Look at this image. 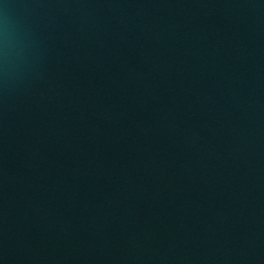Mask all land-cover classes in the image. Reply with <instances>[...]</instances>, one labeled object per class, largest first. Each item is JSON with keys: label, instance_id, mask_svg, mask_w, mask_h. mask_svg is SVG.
Instances as JSON below:
<instances>
[{"label": "water", "instance_id": "water-1", "mask_svg": "<svg viewBox=\"0 0 264 264\" xmlns=\"http://www.w3.org/2000/svg\"><path fill=\"white\" fill-rule=\"evenodd\" d=\"M0 264H264V0H0Z\"/></svg>", "mask_w": 264, "mask_h": 264}]
</instances>
